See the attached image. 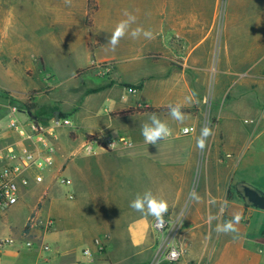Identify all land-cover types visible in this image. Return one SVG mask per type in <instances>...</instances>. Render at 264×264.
Masks as SVG:
<instances>
[{
	"label": "crops",
	"instance_id": "crops-1",
	"mask_svg": "<svg viewBox=\"0 0 264 264\" xmlns=\"http://www.w3.org/2000/svg\"><path fill=\"white\" fill-rule=\"evenodd\" d=\"M98 4L93 47L89 36L67 32L54 60L49 37L35 35L40 47L33 44L32 59L17 72L7 65L0 69V90L19 99L30 94L29 102L35 103L32 112L23 110L28 115L24 120L17 118L20 109L5 105L0 111V152L35 148L10 127L14 118L54 129L58 149L44 182L33 181L16 205L0 209V237L20 242L0 253V264H155L162 243L155 220L129 207L146 190L168 201L165 217L180 226L175 243L186 249L179 261L162 259L159 264H264V210L241 194L245 185L264 192V0H227L221 17L220 0ZM125 10L137 17L132 27L151 29L154 38L126 35L112 51L107 42L117 22L126 18ZM40 55L46 67L36 63ZM93 61L105 62L108 71H90ZM30 68L31 75L26 73ZM36 75L53 85L43 90L24 85L26 78L34 85ZM97 78L101 82H94ZM61 85L66 86L64 96L52 101L49 97ZM193 91L198 103H186ZM41 96L43 104L36 101ZM177 103L186 114L183 124L169 114L168 106ZM153 113L168 123L173 136L147 144L141 125ZM64 119L71 125L55 124ZM205 125L213 135L201 151L196 138ZM187 126L195 132L182 135ZM90 136L125 137L133 145L87 155L83 146ZM60 176L68 177L71 186H61ZM193 189L200 202L190 198ZM212 198L217 205L209 204ZM225 198L228 207L221 221L209 224L208 215H215ZM237 211L243 215L239 233L218 234L216 223ZM31 216L54 224L47 230L36 223L31 229L34 246L27 249L22 244Z\"/></svg>",
	"mask_w": 264,
	"mask_h": 264
},
{
	"label": "rangeland",
	"instance_id": "rangeland-1",
	"mask_svg": "<svg viewBox=\"0 0 264 264\" xmlns=\"http://www.w3.org/2000/svg\"><path fill=\"white\" fill-rule=\"evenodd\" d=\"M226 4L227 0H225L224 10ZM99 8L98 0L96 4L87 2V0H72L71 6L66 5L64 0H0V69L7 65L12 68V71L17 72V67L22 66L26 62L25 60L32 59L31 49L34 45L37 48L40 47L38 36L49 37V55L54 60L59 59L61 55L62 42L65 40L67 32L73 31L78 36H89L91 47H93L96 39L94 19ZM75 33L74 35H77ZM35 35L37 36V42L34 41ZM36 61L38 65L41 64V67H46L41 55L36 57ZM38 65H36V70L40 68ZM88 69L90 71L98 69L100 73L108 71L105 62L97 61H93ZM32 71V68H30L26 73L31 75ZM80 74L82 73L80 72ZM50 79H53V77L50 76ZM33 81L34 85L29 78H26L24 85L36 86L38 89L43 90L54 83L38 79V75L33 78ZM61 81L59 82L61 83ZM94 82L99 83L101 80L97 78L94 79ZM65 87L61 85L49 98H52V101L62 99L63 92L66 90ZM1 91L0 111H5L6 106L9 108L17 107L22 110L18 112L17 118L26 119L28 115L23 113V107L25 103H29L30 94H27L24 99H19L12 97L10 91ZM44 100V96L36 99L39 104L41 102L43 104ZM59 109L61 110L60 105H58ZM240 115L242 116V114ZM7 118L8 115L5 120L8 122Z\"/></svg>",
	"mask_w": 264,
	"mask_h": 264
},
{
	"label": "built area",
	"instance_id": "built-area-1",
	"mask_svg": "<svg viewBox=\"0 0 264 264\" xmlns=\"http://www.w3.org/2000/svg\"><path fill=\"white\" fill-rule=\"evenodd\" d=\"M225 0H220L219 15L220 17L225 13ZM221 9V10H220ZM224 11V12H223ZM131 93H135L136 89L130 88ZM0 94L2 91L0 90ZM13 97V96H12ZM17 112V107H10ZM26 111V109H24ZM56 125H71L70 120L64 119L57 121ZM17 134L24 140L33 142L35 148L24 147L21 150L8 148L5 152H0V209H9L16 205L20 199L22 192L32 186L33 181L36 184H41L45 180V176L52 170L55 163L56 155L58 153L57 146L54 143L55 132L42 122L34 119L28 122H22L16 118L12 119L10 123ZM184 128L189 131L185 133ZM195 132L193 126L183 127L181 129L182 135H189ZM112 145V147H110ZM133 145L132 141L125 137H109V136H90L86 139L83 146L87 155L94 154L98 149L105 151H113L120 148H128ZM58 182L63 187L71 186V180L66 176H60ZM69 198L73 199L74 194L70 193ZM37 222L34 216H31L27 229L24 231V236L27 239L22 244L25 248L30 249L34 246V241L31 237V229ZM47 230L53 227L51 219L46 222H41ZM153 228L161 235V244L158 250V259L155 264H159L162 259L169 263L179 261L186 253V249L175 243V238L179 235L180 226L172 224L164 216L163 224L154 221ZM99 250H104V246L99 241H96ZM20 245V242L14 237H0V253L7 247ZM48 248L47 245L44 246ZM176 253L173 258L172 253Z\"/></svg>",
	"mask_w": 264,
	"mask_h": 264
},
{
	"label": "clouds",
	"instance_id": "clouds-1",
	"mask_svg": "<svg viewBox=\"0 0 264 264\" xmlns=\"http://www.w3.org/2000/svg\"><path fill=\"white\" fill-rule=\"evenodd\" d=\"M64 3L71 6L72 0H64ZM125 19H121L115 25L112 31L111 37L108 39L107 44L110 45L111 50L115 51L120 41L126 36L130 35L132 39H139L143 37L145 39L151 40L154 38V33L151 29H145L141 25L132 27L137 22V17L132 13L125 10ZM197 93L195 91L191 92L185 98L186 103H198L196 99ZM169 114L173 120L183 124L186 119V114L182 111L183 105L177 103L175 105H169ZM183 131L187 133L188 128H184ZM141 135L147 144H158L160 140H167L173 136V130L168 125L167 122L162 121L155 113L149 117V122L141 125ZM213 135V130L209 125L202 127L200 135L196 138L197 149L203 151L207 147V141L210 136ZM112 147V145H110ZM189 196L192 200L196 202L201 201L200 195L193 189ZM217 200L215 198L210 199V205H217ZM129 207L136 212L141 213L142 216H151L154 220L163 224L164 216L169 211V203L162 196L154 194L151 190H146L142 194L137 193L135 197L129 202ZM228 207V201L225 198L222 202H219L218 212L213 215L209 214L207 221L211 224L212 221H221L222 215ZM243 215L241 212L237 211L232 215V218L223 222L216 223L215 231L218 234H238V225L241 223ZM173 258L176 257V253H172Z\"/></svg>",
	"mask_w": 264,
	"mask_h": 264
},
{
	"label": "water",
	"instance_id": "water-1",
	"mask_svg": "<svg viewBox=\"0 0 264 264\" xmlns=\"http://www.w3.org/2000/svg\"><path fill=\"white\" fill-rule=\"evenodd\" d=\"M56 116V119L59 120L58 113H56ZM242 195L251 205L264 210V192L245 185L242 187Z\"/></svg>",
	"mask_w": 264,
	"mask_h": 264
},
{
	"label": "trees",
	"instance_id": "trees-1",
	"mask_svg": "<svg viewBox=\"0 0 264 264\" xmlns=\"http://www.w3.org/2000/svg\"><path fill=\"white\" fill-rule=\"evenodd\" d=\"M92 2H93V0H90V3H92ZM30 102L24 104L23 110L26 109V110L31 111V112L33 111V109L35 108V103H30ZM26 229H27V227H26Z\"/></svg>",
	"mask_w": 264,
	"mask_h": 264
}]
</instances>
